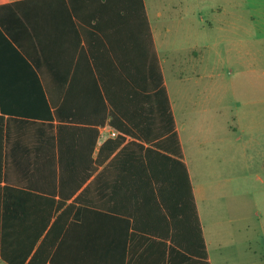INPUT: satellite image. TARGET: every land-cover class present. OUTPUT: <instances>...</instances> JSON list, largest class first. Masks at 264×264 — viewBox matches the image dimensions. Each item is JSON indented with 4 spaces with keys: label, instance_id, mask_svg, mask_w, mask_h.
<instances>
[{
    "label": "trees",
    "instance_id": "1",
    "mask_svg": "<svg viewBox=\"0 0 264 264\" xmlns=\"http://www.w3.org/2000/svg\"><path fill=\"white\" fill-rule=\"evenodd\" d=\"M36 1L42 0H20L3 7H16L26 18L34 48L25 49V53L42 76L36 80L37 92L46 110L29 114L59 122L53 134V149L58 147L59 158L53 157L50 163V192L60 195L56 211L84 187L62 216L75 218L84 211L97 210L128 223L132 219L135 227L148 232L166 228L159 232L171 237L184 264H209L144 0H79L78 6L62 0L64 24L78 29L76 50L83 35L86 46L79 56L90 59L63 64L45 63L35 26L43 19L38 21L35 16L32 20L22 11L32 7L42 13V4H29ZM44 69L54 77L52 81L44 78ZM79 70L84 78L78 76ZM61 87L64 94L60 103ZM106 122L118 135L107 139L94 158L98 126ZM50 126L54 131V124ZM76 203L85 205L73 214ZM142 222L149 227L140 226Z\"/></svg>",
    "mask_w": 264,
    "mask_h": 264
},
{
    "label": "crops",
    "instance_id": "2",
    "mask_svg": "<svg viewBox=\"0 0 264 264\" xmlns=\"http://www.w3.org/2000/svg\"><path fill=\"white\" fill-rule=\"evenodd\" d=\"M17 1L20 0H0V264H51L53 260L55 264H184L171 237L159 232L166 231V228L158 233L148 232L135 227L132 219L128 223L97 210L84 211L75 218L62 216V212L84 187L56 211L60 195L53 196L50 192L53 173L50 163L53 157L59 158L58 147L53 149V138L59 122L33 118L29 114L37 109L45 111L46 105L37 92L36 80L42 76L25 53V49L34 48L30 42L26 18L16 7H3ZM71 1L69 5L78 6L80 3L79 0ZM144 3L149 18L146 0ZM29 4L43 6L42 13L32 7L22 11L32 20L35 16L38 21L43 19L35 26L46 56L45 63L58 61L63 64L76 62L79 58L84 62L90 60L85 55L79 56L80 49L86 46L83 35L79 49L76 50L78 29L64 24V16L60 15L62 0H42ZM88 30L94 31L92 27H88ZM151 30L184 161L193 185L207 246V260L209 264H215L199 205L200 200H204L206 188H197L193 169L200 167V161L207 158V148L210 146L213 148V159L216 156L220 158L222 153L238 146L256 163L264 160V66H260L258 61L254 62L251 72L245 78V73L233 74V71H227L218 90L222 97H232L231 109L237 104L238 108L245 107L247 110L244 111L251 110L253 113L251 123H244L238 137L234 136L236 131L227 113L229 105L222 109L220 104L217 105L222 99L216 100L217 103L211 106L209 100L203 98L198 103L201 107L193 109V92L189 91L187 156L175 107V62L170 87L152 25ZM61 72L60 79L63 81L64 74ZM201 75L198 73V77ZM78 76L85 77L81 70ZM44 78L52 81L54 77L44 69ZM59 92L61 103L64 94L62 87ZM199 92L211 98L212 91L203 89ZM83 106L81 104L80 108ZM50 108L53 109L49 104ZM194 111H197V116ZM50 123L54 124V131ZM83 126L89 127L88 124ZM98 129L94 158L107 139L118 135L108 122L98 126ZM263 173V169H259L255 173L256 178L264 181ZM84 205L76 203L73 214H78V208ZM142 224L140 226L149 227L146 222ZM160 225L164 227V219ZM261 262L264 261L247 264ZM190 264L203 263L192 261Z\"/></svg>",
    "mask_w": 264,
    "mask_h": 264
},
{
    "label": "rangeland",
    "instance_id": "3",
    "mask_svg": "<svg viewBox=\"0 0 264 264\" xmlns=\"http://www.w3.org/2000/svg\"><path fill=\"white\" fill-rule=\"evenodd\" d=\"M146 4L170 87L175 62V107L187 156L189 91L193 109L201 107L203 98L211 106L222 99L217 103L222 109L229 105L227 113L238 137L253 113L237 104L231 109L232 97H222L218 90L227 71L245 73V78L254 62L264 66V0H146ZM203 89L212 91L211 98L199 92ZM212 151L207 148V158L193 169V179L197 188H206L199 205L215 264L264 261V181L255 176L259 169L264 171V160L256 163L238 146L220 158L213 159Z\"/></svg>",
    "mask_w": 264,
    "mask_h": 264
}]
</instances>
